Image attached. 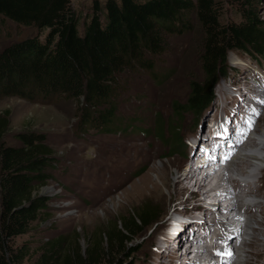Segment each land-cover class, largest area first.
<instances>
[{
    "label": "rangeland",
    "instance_id": "1",
    "mask_svg": "<svg viewBox=\"0 0 264 264\" xmlns=\"http://www.w3.org/2000/svg\"><path fill=\"white\" fill-rule=\"evenodd\" d=\"M70 1L76 10L86 14L93 0ZM250 1L257 18L264 24V0ZM217 2L223 23L241 22L236 0ZM37 35L44 39L46 31L40 34L34 27L0 18V50L13 42ZM199 57L200 34L195 26L193 32L169 39L168 49L157 59L153 73H125L118 94V121L111 132L81 129L80 120L76 117L77 106L72 101L56 99L51 103L31 104L18 98H7L0 102V115L7 114L9 119L4 137L6 145L17 146L18 134L34 132L45 136L46 144L53 150L54 163L49 170L52 179L36 191L51 199L47 210L49 217L46 221L34 223L31 232L13 241L14 248L19 249L26 244L30 250L23 264L39 263L45 243L59 242L56 252L59 253L60 264L68 251H78L85 256L97 242L105 248V229H119L118 219L129 213L131 208L144 204L157 210L160 222L157 219L150 230L129 245L128 248H134V255L130 260L122 256L119 263L161 264L166 255L167 264H192L193 255L186 246L202 239L205 223L215 226L212 225L214 214L211 216L206 210L211 207L203 203V198L196 201L188 199L189 193L183 197L174 194L172 184L178 171L186 168L184 163L193 156V152L199 151L202 158V151L212 145L211 141L203 140L205 137L202 135H205L211 116L216 117L219 112L214 110L217 106L216 93L224 80H229L224 84L234 94L237 103L233 120L238 125L243 124L239 118L241 109L246 107L248 111L251 107L255 108L252 111V137L257 140V145L261 143L258 149L264 151V59L230 51L225 63L226 76L220 75L211 105L201 114L185 109L177 112L174 110L176 105L187 106L190 83H203ZM157 114L165 123L162 132ZM243 133H248V130L241 128L239 134L228 137L235 139ZM175 135L182 144L181 151L174 150L177 147L173 145L177 140ZM188 144L192 145V150ZM194 145L197 147L194 148ZM240 165L238 171L227 176L225 187L234 188V184H230L232 178L238 179L241 184L239 176L254 174L262 180L263 186L259 188V183L255 184L258 190L253 201L264 204V164L240 162ZM214 200H220L219 194ZM214 200L213 205H219ZM224 204L230 202H221V207ZM249 217L260 222L261 226L255 227L259 230V242L264 243V210L259 213L255 208ZM162 222L165 225L156 238L158 242L151 244L149 237ZM230 228L237 231L231 233L233 240L245 238L238 227L230 225ZM166 234L168 236L164 238ZM169 237L170 249L163 252L160 244H164ZM188 241L191 242L187 244ZM246 250L253 254L251 258L260 257L258 264H264V246L254 244ZM239 253L231 257L235 259ZM199 263L210 264L201 259ZM222 263L224 260L219 264Z\"/></svg>",
    "mask_w": 264,
    "mask_h": 264
},
{
    "label": "trees",
    "instance_id": "2",
    "mask_svg": "<svg viewBox=\"0 0 264 264\" xmlns=\"http://www.w3.org/2000/svg\"><path fill=\"white\" fill-rule=\"evenodd\" d=\"M236 4L241 22L227 25L217 0H93L86 14L70 0H0V18L46 31L44 39L37 35L0 50V102L72 101L81 129L111 132L124 74L153 73L169 39L197 26L203 83L191 82L187 106L174 110L201 114L213 101L220 75L226 76L230 51L264 59L263 22L250 0ZM157 121L162 132L160 115ZM8 128V115H0V264H23L30 250L26 244L14 248L13 241L49 217L51 199L36 191L52 179L54 158L45 136L34 132L18 134L17 146L6 145ZM173 145L182 148L178 139ZM131 209L118 219L119 229H105V248L97 242L85 256L68 251L62 264H132L119 262L122 256L132 258L135 250L128 246L161 216L151 205ZM58 246V241L45 243L37 264H60Z\"/></svg>",
    "mask_w": 264,
    "mask_h": 264
},
{
    "label": "bare ground",
    "instance_id": "3",
    "mask_svg": "<svg viewBox=\"0 0 264 264\" xmlns=\"http://www.w3.org/2000/svg\"><path fill=\"white\" fill-rule=\"evenodd\" d=\"M205 130H207V127H205ZM250 131H251L250 134L248 131V133H243L242 135L237 136V138L231 139L232 142L230 140V137H228L226 142L233 144V147L225 148V146L220 145L216 147L215 154L214 151L209 153L207 159H205L204 156L200 158L201 153L199 151L193 152L192 153L193 156L186 159L185 161L186 163H184V165L185 164L187 165L186 168L182 172L181 170L180 172L178 171L177 176L174 179V182L172 184L174 194L176 193L177 196L183 197L186 193L187 194L189 193L190 197L188 199H192L196 201L197 200L200 201V199L202 201L203 198V203H205L208 207H211L212 209V211H210L211 209L205 206L208 208L207 209L209 210L208 212L211 214V216H213L214 214V220H212V222L214 223L212 225L215 226H211V224L208 223L207 224L205 223L202 226V230L205 233L203 235V237L205 236L203 243L201 244L203 245V249L200 251H194L195 250L193 249L194 244L188 246L189 248L188 251L191 252V255H193L192 264H200L199 263L200 259L203 260V262H208L210 264H219L222 260H224V263L222 264H258L257 260L260 258L259 257L260 253L258 255L259 258L253 259L251 258L253 254L250 251L246 250L247 248L248 249L252 248L254 244H260L264 246V243L259 242L258 240L259 230L256 229L255 227V225L261 226L260 222L256 221L252 217H249L251 215L252 210H249V208H245L246 204L244 200L248 195H244V194L254 193V190H252L249 186L243 187L237 185V182L234 178L230 180V184H234L235 189L225 187L226 184L225 180H227V176L229 174H233L236 171H238L237 169L241 167L240 162L242 164L244 162L252 163V165L253 162L264 164V151L258 149V146H260L261 143L257 145L256 142L257 140L254 139V137H252L254 135V132L252 133L253 127L250 129ZM230 135L231 134H229V136ZM215 143L216 141L214 142V144ZM196 147L197 146L194 145V148ZM217 154H223V157L225 159L222 161L217 158L215 159ZM198 161H200L201 163H197ZM217 194H219L220 197L219 201L214 200ZM213 200L214 203L219 205L216 206L213 205L212 203ZM223 201L224 202L229 201L230 204L221 207V202ZM241 204L243 206L242 208H241ZM251 205H255V203ZM255 206H256V212L261 213L264 210V204H262L261 202H256ZM223 211L224 213H234L237 216V218L232 220L230 225L238 227L239 232L240 233L242 232L243 236H245V238L244 237L237 239L235 238V240L228 241V244L233 245L235 252H237L235 242H239L241 245V248H239L238 252H240L242 256L239 253L238 257H235V259H233L232 257L220 258L217 254L219 245L224 241H227L226 239L227 231L222 226V220L218 218V215ZM242 211L244 214H247V216L248 215L249 216L242 217L241 216ZM208 212L207 214H209ZM164 222H162V224L159 226V228H157L155 233L149 237L151 244L158 242L156 238L157 236L160 235V231L164 229V225H165ZM188 228L191 229V227ZM185 229L188 230L187 228ZM227 230L229 231V226H227ZM229 232L232 233L231 231ZM214 234L216 235V237H214ZM167 236L168 235L166 234L164 238H167ZM170 242H171V238L169 237L167 240H165L164 244H160L161 248L163 247L164 249L163 252L169 251L170 246L168 245L170 244ZM189 242L191 241H188L187 244ZM203 255L204 258L202 259ZM166 258L167 256L164 255L161 264H167Z\"/></svg>",
    "mask_w": 264,
    "mask_h": 264
},
{
    "label": "snow or ice",
    "instance_id": "4",
    "mask_svg": "<svg viewBox=\"0 0 264 264\" xmlns=\"http://www.w3.org/2000/svg\"><path fill=\"white\" fill-rule=\"evenodd\" d=\"M231 253H228V255H230Z\"/></svg>",
    "mask_w": 264,
    "mask_h": 264
}]
</instances>
